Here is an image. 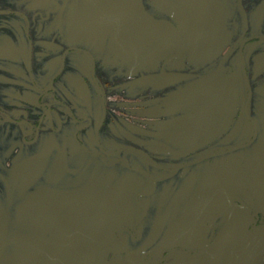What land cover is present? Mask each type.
Masks as SVG:
<instances>
[{
	"label": "flooded vegetation",
	"instance_id": "flooded-vegetation-1",
	"mask_svg": "<svg viewBox=\"0 0 264 264\" xmlns=\"http://www.w3.org/2000/svg\"><path fill=\"white\" fill-rule=\"evenodd\" d=\"M202 42L227 77L178 85ZM262 227L264 0H0V264H226Z\"/></svg>",
	"mask_w": 264,
	"mask_h": 264
},
{
	"label": "rangeland",
	"instance_id": "rangeland-1",
	"mask_svg": "<svg viewBox=\"0 0 264 264\" xmlns=\"http://www.w3.org/2000/svg\"><path fill=\"white\" fill-rule=\"evenodd\" d=\"M168 16V24H171L170 27H168V31H175V25H177V30H178V12L177 13H167ZM171 22V23H170ZM176 24H175V23ZM172 33L171 37H174V33ZM170 37V36H169ZM205 37H203L202 40L205 41ZM173 40V38L171 39ZM189 40H195L194 37H192ZM169 41V38H163L161 41V45H167ZM192 45V44H191ZM200 48L199 50H197V52L195 50L191 51V48L188 46L187 48H183L182 49V55L183 58H187V56H191L192 60L189 61V63H191L192 65L190 66L192 69H197L199 71H202V74L200 76H186L185 78H183V80L178 82V85H187V86H191V85H197V86H203V85H208L212 82L218 81L219 79H224L227 76L225 74H223V59H215L214 61L211 60V55H209V51L207 50L208 48V44L206 42H202V44H200ZM193 47V45H192ZM216 53V52H215ZM218 57V56H217ZM229 69H231L232 71L236 69L237 64H238V59H232L229 62ZM238 76V74H237ZM239 77V76H238ZM191 92H187L186 94H190ZM226 249V248H225ZM225 251V250H224ZM224 254V253H223ZM222 263V258L218 260L217 264H221Z\"/></svg>",
	"mask_w": 264,
	"mask_h": 264
},
{
	"label": "water",
	"instance_id": "water-1",
	"mask_svg": "<svg viewBox=\"0 0 264 264\" xmlns=\"http://www.w3.org/2000/svg\"><path fill=\"white\" fill-rule=\"evenodd\" d=\"M226 264H264V227L253 236L239 232Z\"/></svg>",
	"mask_w": 264,
	"mask_h": 264
}]
</instances>
